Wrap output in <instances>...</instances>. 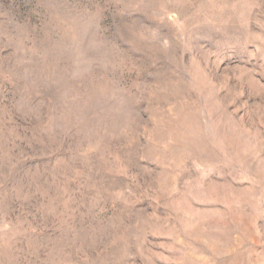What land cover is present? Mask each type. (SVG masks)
<instances>
[{"label":"rangeland","instance_id":"374dc122","mask_svg":"<svg viewBox=\"0 0 264 264\" xmlns=\"http://www.w3.org/2000/svg\"><path fill=\"white\" fill-rule=\"evenodd\" d=\"M0 264H264V0H0Z\"/></svg>","mask_w":264,"mask_h":264}]
</instances>
